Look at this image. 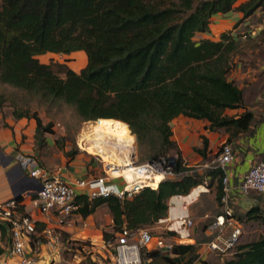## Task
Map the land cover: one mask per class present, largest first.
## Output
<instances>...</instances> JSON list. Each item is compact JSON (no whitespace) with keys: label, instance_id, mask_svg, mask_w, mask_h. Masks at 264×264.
<instances>
[{"label":"trees","instance_id":"obj_1","mask_svg":"<svg viewBox=\"0 0 264 264\" xmlns=\"http://www.w3.org/2000/svg\"><path fill=\"white\" fill-rule=\"evenodd\" d=\"M235 1L1 0L0 83L44 103H63L80 120L124 136L130 148L134 136L139 162L174 152L178 160L174 170L188 171L182 167L180 149L172 139L173 119L183 115L203 120L208 131H224L225 143L231 145L250 133L256 122L255 113L245 103V90L231 74L238 63L247 62L258 70L264 66V28L245 39H234L231 32L223 33L218 41L196 38L197 30L209 32L213 17L221 15L222 3L226 12L237 13L238 9L246 18L264 10V0H248L232 8ZM73 52L86 56L79 71L65 63H44L38 58L46 53ZM256 79L260 81L255 82L257 89L260 84L264 88V73L258 72ZM235 109L242 111L225 113ZM12 115L16 120L33 119L37 137L53 133L51 124L43 125L35 112L13 111ZM201 138V147L194 151L205 157L208 141ZM75 154L77 151L66 155L73 158ZM223 175L219 168H209L203 175L185 172L131 197L90 199L78 194L74 213L86 218L105 207L112 223L111 231L105 230L102 239L116 241L124 229L146 228L167 218L172 197L186 196L203 185L213 190L214 200L221 206L218 215L222 212ZM233 216L241 225L255 224L260 231L253 240L237 245L223 264H264V204H253L243 211L233 208ZM214 218L203 225L204 240L192 237L193 243H176L167 238L176 239L179 233L167 229L168 237L159 236L172 242L171 252L162 255L142 249L141 260L160 257L169 264H218L198 258L202 243L211 238L206 228ZM0 228L1 253L5 227ZM67 250L72 255L84 253L82 247L74 245Z\"/></svg>","mask_w":264,"mask_h":264},{"label":"built area","instance_id":"obj_2","mask_svg":"<svg viewBox=\"0 0 264 264\" xmlns=\"http://www.w3.org/2000/svg\"><path fill=\"white\" fill-rule=\"evenodd\" d=\"M123 150L126 153L122 152ZM116 151L122 156H117ZM89 154L101 165L102 175L77 180L73 184L51 174L33 155L19 153L16 156L22 172L36 179L40 185L39 190L27 196L31 207L29 211L19 208L18 200L13 196L0 202V225L5 227L8 240L6 256L15 258L16 264H35L36 255L43 243L51 244L52 248L57 250L56 245L59 244L61 236L59 229L66 224L69 217L75 214L77 206L74 199L78 191L90 199L110 195L118 198L131 197L145 187L157 188L158 184L166 178H177L185 172H190L175 171V157L169 155L136 163L134 140L131 148L112 147V149L97 150ZM233 161L232 146L224 142L220 146L214 164L206 165L212 169L219 168L224 173L222 212L216 215L206 228V234L211 238L202 243L198 252L199 259L214 255L223 261L225 256L232 254L242 235V225L234 218L233 206L229 204L231 194L237 192L245 196L251 192L264 193V154L261 161L248 168L237 185L231 184L228 174ZM124 171L130 172L133 177L132 181L122 174ZM158 176H161L160 180H157ZM113 179H120L122 186L118 187L117 184L112 183ZM36 215H42L45 218L46 226L41 230L37 228ZM52 219L55 220L54 224H52ZM176 221L180 228L192 225L191 219L186 216H178ZM1 235L2 229L0 228V237ZM181 239L179 235L174 242H181ZM186 239L194 242L192 237ZM103 244L110 246L112 241H103ZM113 247V252L116 254L115 264H141V249L170 253L172 242L166 241L159 235H154L146 227L133 231L124 229L118 235ZM73 257L77 258L78 255L75 254ZM0 264L7 263L2 260Z\"/></svg>","mask_w":264,"mask_h":264},{"label":"rangeland","instance_id":"obj_3","mask_svg":"<svg viewBox=\"0 0 264 264\" xmlns=\"http://www.w3.org/2000/svg\"><path fill=\"white\" fill-rule=\"evenodd\" d=\"M247 1L248 0H236L231 4V7H239V5ZM221 5L222 11H220V14L226 16L230 15L231 11H225L224 3H222ZM260 11H263V13L250 18L247 24H244L237 29L236 33L232 35L234 39H245L244 37L247 34L255 36L258 32L262 31V29L264 28V10ZM236 12L240 15L241 18H246L243 11L237 9ZM239 23L240 22H238L233 27V29L237 28L239 26ZM215 34L217 33L209 30L210 37L215 38ZM196 38L197 40L203 39L201 31H196ZM38 58L41 62L44 63H49L51 61L65 63L75 71H79L86 63V56L83 52H73L71 54L46 53L39 56ZM258 72L264 73V66L259 68L258 70L250 67L247 62H243L238 63L236 68H234L233 73L231 74V78L234 79L236 84L245 90V103L249 106L250 109H254L256 105L264 106V88H260L262 86L260 84L257 89V83H255L260 82L256 79ZM258 90H260V92H258L257 94ZM0 98V119L2 121L8 118H13V111L24 112L26 110H29L31 113H37V115L41 118L43 125L51 124L53 133H42V135H39L38 137L36 135L35 122L33 119H27V122H24L23 124V129L25 130L23 138L24 136L27 137L28 135H31L30 138L32 139L29 142L31 148L27 151V154L37 157L40 165L46 168L51 174L54 175V173L60 169L69 168V164L73 160H71L72 158L70 156H67L66 154L73 151H77V154H75L74 156H77L78 154L84 155L85 157L91 158L90 161H93L98 165V163L89 155V153H93V151L99 150L96 148L97 146H94L91 143V139L97 137V135L93 131V125L95 124V122L80 120L74 110L63 103L41 102L34 95L23 90L11 87L7 84L0 83ZM97 128L101 132H104L99 127ZM133 139L135 145L134 136ZM87 142V146L89 149L85 147V144ZM236 145H231L233 151L234 148H236ZM220 146L221 144L214 147L209 152L210 154L207 155L206 153V156L202 157V159H197L193 156L187 155L184 156V159H182V167L188 169V171L190 172L203 175L205 171L209 169V167H206L204 165L206 163H208L209 165L214 164L215 157L220 150ZM122 152L126 153L125 150H123ZM118 153L116 151L117 156H122L120 155L121 153ZM135 155L136 163H140L136 154V145ZM168 155L175 157L174 163L178 161L177 154H175L174 152H171ZM251 194L255 197L264 196V194L259 195L255 192H251ZM229 204L232 206L234 204L232 203L231 199H229ZM169 206H171V209L180 207V211L177 212L179 214L176 213L175 215H172L171 218L167 221H164L165 219H162V222L159 221L154 225L147 226V228H149L154 233V235H164L166 237H168V235L166 234L167 229L176 230L182 238V241L178 243H193V241H188L186 239L188 237H195L200 241L204 240L205 235L202 231L203 225L212 220L214 216L220 211L221 207L214 200L213 190H207L206 192L199 194L197 199L191 203H169ZM106 212V208L98 209V211L93 214L94 222L91 220L93 223H91V225L88 224L86 229H83L85 226L84 222L76 220L74 214L66 220V223L73 221V227L75 228V230L70 233L63 232L62 241L60 242L61 261L59 262V264H115L116 254L113 252L115 241L111 240L112 245L109 246L103 244L102 239L103 232L105 230L111 231L108 222L109 216ZM179 215H183L191 219L192 225L187 228H180L176 221V217H178ZM95 229H98V233H96V235L94 233L90 234V232L92 233V230ZM259 231V227L255 224H243L242 235L237 245L242 242L253 240L258 235ZM72 239L74 240L72 241ZM167 239L175 240L169 237ZM72 245H74V247H82L85 254L83 253V255H79L77 258H74L71 252L67 250ZM140 253H142V249L140 250ZM161 253L162 255L169 254L167 252ZM230 256L231 255L225 256L223 261L218 257H215L214 255H207L206 259L210 262L223 264L224 260L229 258ZM141 264L169 263H167L163 258L159 257L154 260L142 261Z\"/></svg>","mask_w":264,"mask_h":264},{"label":"crops","instance_id":"obj_4","mask_svg":"<svg viewBox=\"0 0 264 264\" xmlns=\"http://www.w3.org/2000/svg\"><path fill=\"white\" fill-rule=\"evenodd\" d=\"M261 13H263V11L258 10L255 12V15L258 16ZM250 18H241L240 15L235 12H231L228 16L215 15L213 17V22L210 25V31L217 33L215 34V38L210 37L209 32L202 33V38L218 41L223 33L231 32V34H235L240 26L249 22ZM238 22H240L239 26L233 29V27ZM251 110L256 115V122L253 125L252 130L250 133L238 138L232 144H237L236 148H234V161L228 170L232 185H237L248 168L252 164L261 161L264 154V106L256 105L255 108ZM241 111V109L226 110L225 113L228 115H234L240 113ZM24 122H27V118H21L17 120L14 118H8L4 121L0 119V202L13 196L18 200L19 208H21L23 211H29L31 210V207L27 196L36 191L39 186V182L23 173L18 162L16 161V156L19 153L27 154V151L31 148V145L29 144L30 140H32L30 138L31 135H28L27 137L24 136L23 138L25 131L23 129ZM205 124L206 122L203 120H196L183 115H179L172 120V139L177 143L182 159H184V156L186 155L193 156L197 159H202V156L198 153H195L194 151L195 147H201L202 145L201 136L205 137L208 141V148L206 150L207 155L210 154L209 152L214 147L225 142L227 134L224 131H208L204 128ZM90 159L91 158L89 157L78 154L71 159L73 161L69 164L68 169H60L56 171L54 175L59 176L71 184L75 183L77 180L88 179L102 175L101 165L94 158L93 159L98 163V165L95 162L90 161ZM207 164L208 163H206L204 166ZM111 182L117 184L118 187L122 186L120 179H113ZM206 191L207 189L204 186H198L186 196L172 197L169 200V203H191L197 199L199 194ZM81 193V191H78V194ZM231 201L234 203L233 208L243 211L250 208L253 204H264V196L255 197L251 193L249 195L243 196L237 192H234L231 194ZM179 211L180 207L171 209V206H169L168 218H165L164 221L169 220L172 215H175ZM106 213L109 216L108 222L110 225L112 223L111 216L108 211ZM93 214L87 216L86 218H82L77 214L74 215L76 220L84 222L85 226L83 229H86L88 224L91 225V223L94 222ZM36 217L37 228L38 230H41L46 226L45 218L42 215H36ZM162 221L163 220H161V222ZM52 222V224H54L55 220L52 219ZM73 230H75L73 227V221L62 225L59 229L61 236L59 244L56 245L57 250H54L51 244L43 243L36 255L35 264H59L61 261L60 242L62 241L63 232L70 233ZM92 231L93 232H90V234L94 233L96 235V233H98V229ZM3 238L5 240L1 242L2 252L0 253V261L5 260L7 264H16L15 258H8L6 256L8 243L6 233ZM206 257L203 259L207 260Z\"/></svg>","mask_w":264,"mask_h":264},{"label":"bare ground","instance_id":"obj_5","mask_svg":"<svg viewBox=\"0 0 264 264\" xmlns=\"http://www.w3.org/2000/svg\"><path fill=\"white\" fill-rule=\"evenodd\" d=\"M93 131L97 135L96 138L91 139V143L94 146H97L96 148L100 150H106V149H112L118 148V147H129V144L126 140V138L122 135L114 134V133H106V132H101L96 126L93 125ZM88 142L85 144V147L88 148L87 146ZM99 147V148H98ZM89 149V148H88ZM95 151H93L94 153ZM116 174V173H115ZM127 176L128 180L132 181L133 177L128 171H124L122 173ZM161 176L157 177V180H160Z\"/></svg>","mask_w":264,"mask_h":264},{"label":"water","instance_id":"obj_6","mask_svg":"<svg viewBox=\"0 0 264 264\" xmlns=\"http://www.w3.org/2000/svg\"><path fill=\"white\" fill-rule=\"evenodd\" d=\"M40 189V185L38 186V188L36 190H39Z\"/></svg>","mask_w":264,"mask_h":264}]
</instances>
